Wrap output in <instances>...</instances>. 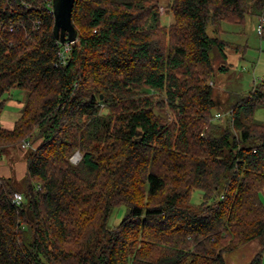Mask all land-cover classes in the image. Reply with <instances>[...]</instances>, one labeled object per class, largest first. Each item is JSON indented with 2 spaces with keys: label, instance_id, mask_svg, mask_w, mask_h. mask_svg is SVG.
I'll list each match as a JSON object with an SVG mask.
<instances>
[{
  "label": "trees",
  "instance_id": "obj_1",
  "mask_svg": "<svg viewBox=\"0 0 264 264\" xmlns=\"http://www.w3.org/2000/svg\"><path fill=\"white\" fill-rule=\"evenodd\" d=\"M263 20L264 0H77L62 64L47 0H0V152L41 140L21 187L0 176V264H227L245 247L263 264L264 79L225 115L213 88L223 25ZM14 89L27 98L6 130Z\"/></svg>",
  "mask_w": 264,
  "mask_h": 264
},
{
  "label": "rangeland",
  "instance_id": "obj_2",
  "mask_svg": "<svg viewBox=\"0 0 264 264\" xmlns=\"http://www.w3.org/2000/svg\"><path fill=\"white\" fill-rule=\"evenodd\" d=\"M167 1H163V7L160 9L161 13V21L163 25L169 26L173 22V16L168 14L167 12ZM224 30L227 32V35L223 34V38L231 43V47L226 50L227 60L226 64L223 62V59L220 57L217 51L213 52V61L215 68V77L213 79V88H214V96L215 99L222 104V108L220 110L214 111L222 112L232 107L240 94L244 95L250 91L255 82H259L264 79V38L257 34V23L250 22L244 27H239L235 25L224 24ZM212 29V28H211ZM237 45H241V50L237 51ZM248 47V48H247ZM248 54L253 58L251 63H248V60L245 58V55ZM229 66V70L227 73H219V68L221 66ZM239 94V95H238ZM26 93L14 89L11 93L6 95V112L10 110V108L16 107L20 108L18 111L21 113V109H23L26 102ZM101 112L103 114H109L110 111L105 109L104 106H101ZM161 112L160 114H162ZM163 115L172 119L174 117L173 112L169 111V109L165 108ZM223 115H225L223 113ZM222 117V116H221ZM219 117V118H221ZM216 118V119H219ZM256 118L259 121H264V107H261L256 112ZM41 143V140H36V142L30 144L33 146L32 148L37 147ZM17 151V149H16ZM28 150H21L20 155H27ZM82 154L80 152H76L72 157V163L77 165L82 160ZM70 159V160H71ZM8 163V162H7ZM22 161H19L17 165H20V169H17L15 175V180L18 181V186L21 187L24 184V180L26 178V166L25 172H21L22 169ZM1 166V164H0ZM3 166V164H2ZM11 169V168H10ZM261 199L264 203V192L261 195ZM191 203L193 205H199L202 203V193L200 191H194L191 196ZM126 215V208L123 206L119 209H116L110 219V225L116 226L118 225ZM253 258L251 247L241 248L234 253L227 254L225 256L227 264H248Z\"/></svg>",
  "mask_w": 264,
  "mask_h": 264
},
{
  "label": "crops",
  "instance_id": "obj_3",
  "mask_svg": "<svg viewBox=\"0 0 264 264\" xmlns=\"http://www.w3.org/2000/svg\"><path fill=\"white\" fill-rule=\"evenodd\" d=\"M236 43V42H233ZM237 45V43H236ZM248 48V47H247ZM245 55V54H244ZM245 58L248 60V63H251L250 61H253V58L249 56L248 54L245 55ZM254 84V83H253ZM6 108V105H5ZM4 108V111L1 115V125L6 130H13L15 127L16 122L20 119L22 115V109L21 113L18 111L21 107H11L9 111L6 112ZM20 150L17 149H4L2 152H0V176L4 178H15V173L17 169H20V165H17L19 161H22L23 166L21 169V172H25V166H26V173H27V164L26 160L23 158L24 156L20 155ZM8 162V163H7ZM17 163V164H16ZM3 164V166H2ZM11 168V169H10ZM252 254L254 255V248H251ZM264 264V259H263Z\"/></svg>",
  "mask_w": 264,
  "mask_h": 264
},
{
  "label": "water",
  "instance_id": "obj_4",
  "mask_svg": "<svg viewBox=\"0 0 264 264\" xmlns=\"http://www.w3.org/2000/svg\"><path fill=\"white\" fill-rule=\"evenodd\" d=\"M77 0H54L55 33L62 41H75L77 30L73 23V11Z\"/></svg>",
  "mask_w": 264,
  "mask_h": 264
},
{
  "label": "built area",
  "instance_id": "obj_5",
  "mask_svg": "<svg viewBox=\"0 0 264 264\" xmlns=\"http://www.w3.org/2000/svg\"><path fill=\"white\" fill-rule=\"evenodd\" d=\"M54 0H47V8L49 9V11L53 14L54 13ZM264 23V20H263ZM11 31H13V29H11ZM264 32V25L263 24H259L257 27V34L259 36H262ZM75 43V41H69L68 43H66L63 48L60 50L59 52V60L62 64H65L67 61V55L68 53L71 51V46ZM221 115L219 114L217 117H220ZM30 147V144L28 143H24L22 145V148L27 149ZM72 161V159H71ZM14 202L17 204H21L24 201L23 195L20 193H16L14 195Z\"/></svg>",
  "mask_w": 264,
  "mask_h": 264
}]
</instances>
